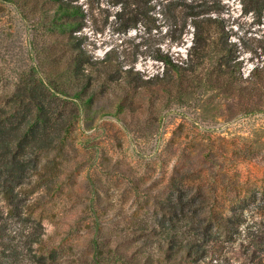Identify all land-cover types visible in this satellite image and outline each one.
I'll return each instance as SVG.
<instances>
[{"label": "trees", "instance_id": "16d2710c", "mask_svg": "<svg viewBox=\"0 0 264 264\" xmlns=\"http://www.w3.org/2000/svg\"><path fill=\"white\" fill-rule=\"evenodd\" d=\"M8 1L42 19L48 37L38 63L11 85L0 65V264H226L238 239L243 264H264V227L245 216L256 190L242 195L227 177L236 173L230 158L208 140L177 142L167 158L143 166L102 146L94 167L79 130L114 116L139 127L142 115L143 131L153 130L170 103L202 86L256 91L234 84L248 78L235 72L223 21L194 14L189 56L156 47L149 55L163 70L151 75L126 66L115 49L95 56L76 0ZM241 2L245 12L264 8V0Z\"/></svg>", "mask_w": 264, "mask_h": 264}, {"label": "rangeland", "instance_id": "374dc122", "mask_svg": "<svg viewBox=\"0 0 264 264\" xmlns=\"http://www.w3.org/2000/svg\"><path fill=\"white\" fill-rule=\"evenodd\" d=\"M76 2L84 11L83 31L93 54L104 57L108 50L115 49L126 66L134 65L142 74L163 70V63L149 55L156 47L169 51L176 59L189 56L195 36L194 14L223 21L229 40L235 43L239 61L235 72L248 78L237 79L234 84L255 86L256 91L250 94L246 89L242 97L223 87L202 86L191 96L170 103L153 130L143 131V115L139 127L125 126L114 116L97 120L90 129L82 121L79 130L87 138L84 144L94 167L102 146L143 166V162L157 165L167 158L169 146L177 142L189 146L208 140L215 150L223 151L218 153L221 159L226 155L230 158L236 173L229 172L227 177L239 181L242 195L247 193L246 186L255 188L256 198L246 208V221L255 229L264 227V8L261 13L245 12L241 0ZM210 30L218 36V28ZM46 37L48 31L42 19L23 12L17 1L0 0V65L8 66L9 85L38 63V52L46 50ZM179 125L182 133L173 137L172 131ZM132 201L131 196L128 202ZM66 202L63 195L59 204L64 206ZM53 219L47 221L50 232L55 230ZM239 242L230 243L226 264H243Z\"/></svg>", "mask_w": 264, "mask_h": 264}]
</instances>
